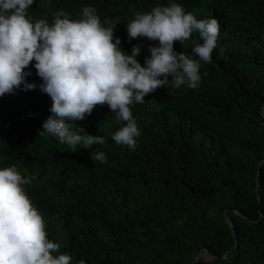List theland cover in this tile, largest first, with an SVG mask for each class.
I'll list each match as a JSON object with an SVG mask.
<instances>
[{
	"label": "trees",
	"instance_id": "1",
	"mask_svg": "<svg viewBox=\"0 0 264 264\" xmlns=\"http://www.w3.org/2000/svg\"><path fill=\"white\" fill-rule=\"evenodd\" d=\"M171 2L198 20L217 19V47L211 63L200 61L198 88L161 87L132 108L140 133L134 150L111 139L124 122L106 104L71 124L104 137L103 146L74 150L57 137H39L52 100L40 90L34 60L33 71H24L37 87L0 97V169L36 176L25 190L48 239L60 245L53 255L67 254L71 264H264V0ZM169 3L47 0L28 12L52 21L63 10L77 20L79 7H93L104 22L118 21L113 42L119 38L128 55L138 47L144 66L159 42L130 40L126 24ZM192 40L198 33L175 41L174 51L199 60ZM100 150L105 162L93 159ZM203 249L214 257L203 253L196 261Z\"/></svg>",
	"mask_w": 264,
	"mask_h": 264
},
{
	"label": "clouds",
	"instance_id": "2",
	"mask_svg": "<svg viewBox=\"0 0 264 264\" xmlns=\"http://www.w3.org/2000/svg\"><path fill=\"white\" fill-rule=\"evenodd\" d=\"M45 1L0 0V97L15 94L21 85L24 90L37 87L25 80L31 73L24 69L30 66L33 71L34 60L43 80L40 90L52 100L51 115L38 136L57 137L74 150L78 145L105 144L104 137L89 135L83 128L71 130L72 123L85 120L97 105L105 104L117 122H124L111 139L134 150L140 133L132 108L161 87L198 88L200 61L212 62L220 34L217 19L198 20L171 0L168 6L136 13L126 24L130 40L146 37L159 42L149 48L150 56L141 66L138 47L128 55L119 47V38L113 42L118 21L104 22L90 6L79 7L82 18L77 20L63 10L55 12L52 21L31 17L29 8L37 10ZM193 33L199 35V40H192L199 60L174 51L175 41L183 44ZM93 159L105 162L104 151ZM35 179V175L22 176L16 166L0 169V264H71L69 255H53L60 245L48 239L45 220L25 190Z\"/></svg>",
	"mask_w": 264,
	"mask_h": 264
},
{
	"label": "water",
	"instance_id": "3",
	"mask_svg": "<svg viewBox=\"0 0 264 264\" xmlns=\"http://www.w3.org/2000/svg\"><path fill=\"white\" fill-rule=\"evenodd\" d=\"M263 110H264V104H263V106H262V110H261V116H260V120H261V123H264L263 122V119H264V113H263ZM261 164H262V162H259V164H258V168L261 166ZM259 174H260V172L258 171L257 172V177H256V195H257V197H258V203H260V201H259ZM225 219H226V221H227V217H226V215H225ZM230 230H231V232L233 233V235H234V238H235V241H236V235L234 234V230H233V228L230 226ZM236 243V242H235ZM203 253H206V254H208L210 257H214L212 254H210L207 250H205V249H203L198 255H197V257H196V261H198L199 260V257L201 256V254H203Z\"/></svg>",
	"mask_w": 264,
	"mask_h": 264
}]
</instances>
